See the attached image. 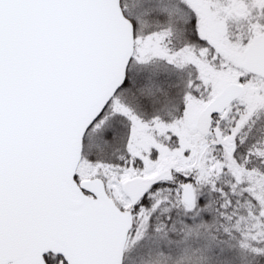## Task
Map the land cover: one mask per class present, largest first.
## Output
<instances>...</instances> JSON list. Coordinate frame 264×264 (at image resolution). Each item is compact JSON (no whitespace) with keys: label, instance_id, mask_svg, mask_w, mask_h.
<instances>
[{"label":"snow or ice","instance_id":"6c2138e0","mask_svg":"<svg viewBox=\"0 0 264 264\" xmlns=\"http://www.w3.org/2000/svg\"><path fill=\"white\" fill-rule=\"evenodd\" d=\"M0 264H264V0H0Z\"/></svg>","mask_w":264,"mask_h":264}]
</instances>
